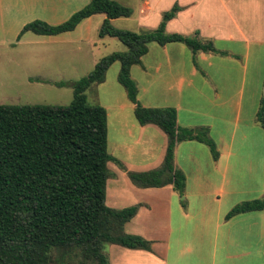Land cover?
I'll list each match as a JSON object with an SVG mask.
<instances>
[{
  "label": "crops",
  "instance_id": "crops-1",
  "mask_svg": "<svg viewBox=\"0 0 264 264\" xmlns=\"http://www.w3.org/2000/svg\"><path fill=\"white\" fill-rule=\"evenodd\" d=\"M139 1L140 29L157 28L162 14L178 5L182 10L166 24V32L192 37L198 31V39L211 41L215 52L194 54L182 43L149 44L141 65L130 69L138 102L144 108H174L179 127L206 128L219 157L213 160L209 148L202 143H179L174 150V166L185 175L183 196L171 185L135 187L127 172L158 168L165 156L167 137L153 124H138L135 106L124 89H119V95L107 104H101L99 88L105 81L96 86L98 105L107 113L108 153L125 168L108 163L111 177L106 182L105 204L115 210L140 205L124 231L151 242V251L108 245L109 264H259V260L264 264V211L225 219L237 203L264 199V185H258L260 174L264 176V129L256 122L264 93V0ZM88 3L89 0H0V25L8 19H33L56 26ZM153 13L155 19H148ZM105 18L103 14L93 15L73 31L55 36L32 33L37 37L31 39L32 45H60L49 52L58 58L49 59L58 64V69L63 66L66 70L67 64L77 63L72 69L82 70V64L87 66V62L94 69L100 58L92 48L110 38L98 35ZM119 20L110 23L114 26ZM116 64L119 65L111 67ZM241 162L249 169L247 180L240 191H228V197L238 202L224 204L228 171L237 169ZM242 197L245 199L239 200ZM195 209L198 219L193 227L190 220ZM223 219L232 225L240 222L241 228L226 229V248L218 253ZM192 231L197 241L191 239Z\"/></svg>",
  "mask_w": 264,
  "mask_h": 264
},
{
  "label": "trees",
  "instance_id": "trees-1",
  "mask_svg": "<svg viewBox=\"0 0 264 264\" xmlns=\"http://www.w3.org/2000/svg\"><path fill=\"white\" fill-rule=\"evenodd\" d=\"M181 10L174 5L162 14L157 28L133 33L117 30L110 23L130 18L132 10L113 0H89L60 25L35 20L22 27L19 38L27 32L55 36L73 31L86 18L103 14L106 18L99 37L116 38L127 51L101 58L86 77L67 84L73 89L67 106L0 105V264H52L54 251H59L60 257L77 251L83 261L109 264L103 252L108 245L151 251L150 241L124 231L140 205L115 210L105 204L106 182L111 177L108 163L125 168L108 153L105 108L89 105L86 92L104 83L108 69L115 63L120 65L117 81L135 106L138 124H153L167 137L165 156L158 168L127 172L135 187L171 185L183 196L185 175L174 166V150L179 143H202L209 148L213 160L218 159L216 145L206 128L179 127L174 108L142 107L130 76V69L141 65L151 43H182L194 54L215 52L211 41L198 39V31L192 37L166 32V24ZM256 122L264 129V93ZM257 211H264V199L236 205L225 219ZM65 261L73 262L71 257Z\"/></svg>",
  "mask_w": 264,
  "mask_h": 264
},
{
  "label": "rangeland",
  "instance_id": "rangeland-1",
  "mask_svg": "<svg viewBox=\"0 0 264 264\" xmlns=\"http://www.w3.org/2000/svg\"><path fill=\"white\" fill-rule=\"evenodd\" d=\"M120 2H122L121 4H123V6L132 10L133 14L130 18H120L113 27L117 30L133 33L144 31V29H140L141 24L139 20L141 19L140 12L142 11L139 5L140 1L120 0ZM148 19H155L154 13ZM33 21L35 20L8 19L3 25H0V105L67 106L71 103L73 98V89L68 85L86 77L93 69L90 68L89 62H87V66L82 64V70L72 69L77 63L73 65L67 64L66 70L63 66L58 69L57 63L49 62L50 58L55 61H58V58L52 56L49 52L60 47V45H32L31 39L37 38L32 33H26L18 39L17 37L23 27L22 24L24 22L28 24ZM100 41L102 42H99V44L97 43L96 47L92 48L96 57L100 59L112 53L123 54L127 51L126 47L116 38H105ZM38 51L40 54H38ZM36 54L38 55L34 57ZM118 72V64L108 70L105 84L99 88L101 104H107L113 97L119 95L120 90L123 91L122 86L117 81ZM59 83H64V85H59ZM96 86L98 85L93 86V90L89 89L86 92L87 102L92 106H100L96 98ZM236 168L235 170L230 168L231 170L228 171L226 178V192L224 194L225 198L223 203L226 204L227 202V205L234 204L235 201L238 202L237 198L230 199V197H228L229 189L240 191L243 183L247 180V171H249V169L245 162H241ZM258 185L260 187L264 185V176L262 173L259 176ZM243 199H245V197L239 200ZM241 203H243V201ZM197 211L198 209H195L191 216L190 224H192L193 227L197 224L198 218L195 216ZM175 226L176 228L179 227L177 223ZM227 228L230 230L234 228L238 230L241 228V224L240 222H234L232 225L228 221L222 220L221 229L219 231L218 253L225 251V242L228 240V233H226ZM190 237L192 240H198L195 231H192ZM108 249L109 246H105L103 252H108ZM59 253V251L53 252L52 258L54 262L52 264H69L68 261L65 260H69L70 257L73 261L70 264H94L91 261H83L77 251L71 252L69 257H60ZM258 262L262 264V261L259 260Z\"/></svg>",
  "mask_w": 264,
  "mask_h": 264
}]
</instances>
